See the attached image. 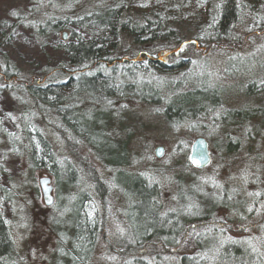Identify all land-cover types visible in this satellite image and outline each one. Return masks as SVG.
<instances>
[{
  "label": "rangeland",
  "instance_id": "obj_1",
  "mask_svg": "<svg viewBox=\"0 0 264 264\" xmlns=\"http://www.w3.org/2000/svg\"><path fill=\"white\" fill-rule=\"evenodd\" d=\"M187 1L202 8L205 4L204 0ZM123 2H0V24L10 21L13 26L25 22L10 43L0 36V66L6 54L22 81L45 84L50 80L45 73L55 72L56 63L61 60L56 47L58 41H70L71 31L38 34L40 22L46 18L83 17ZM209 5L205 8L209 17L203 21L189 22L183 18L179 24L162 27V33L175 28L174 38L140 45L122 35L115 52L121 63L142 61L148 65V60H156L178 68L172 73L152 70L141 74L158 86L161 97L158 101L147 102L140 95L130 94L109 99L112 109L109 120L115 119L117 123L110 126L106 135L108 142L104 143L106 157L120 162L126 141V162L122 170L132 176L143 175L157 186L162 215L182 211L180 222L183 223L184 215L198 212L205 222L186 224V233L178 238L181 242L177 246L163 249L148 244L140 248L148 231L137 219L139 210L127 211L123 206L125 199L111 180L113 174L98 166L99 174L109 183L110 193L106 198L101 240L86 264H139L140 261L181 264L186 253L189 258L196 255L194 242L198 238H203L202 264L211 262L207 253L212 254L211 258L216 257L221 244L227 241L250 246L258 256L264 255V0L256 11H244L232 37L223 43L208 42L202 36L214 16V5ZM145 6L149 7L148 3ZM144 12L143 15L141 11H131V15L143 22L147 17L153 18ZM6 33H10V27ZM64 34L67 40H63ZM198 89H203V97L209 98V108L215 107L218 100L219 107L209 114L199 113L197 118H189L184 125H170L164 115L166 104L179 94ZM28 104L23 91H17L0 72V186L10 194L5 202L6 217L16 232L21 264H56L57 261L74 264L71 254L77 248L74 238L78 199L67 187L59 192L47 170L32 166L26 144L22 137L18 138L19 131L14 133L20 125V114ZM23 114L26 122L38 118L32 110ZM237 115L242 118H234ZM36 121L42 124L39 119ZM42 131L60 159L63 162L68 159L64 142L52 132ZM198 137L208 141L212 156L211 164L202 170L195 169L189 160L191 145ZM157 148H163L161 158L156 157ZM81 153L92 163L91 152L82 149ZM46 177L54 185V204L50 207L45 205L40 188V180ZM114 177L122 187L124 176L116 172ZM86 184V190L91 192L92 186L89 182ZM102 208L95 207L100 212ZM168 231L172 234L164 240V245H176L175 235L181 230L169 225ZM161 232L159 228L157 233ZM124 252L130 255L120 257Z\"/></svg>",
  "mask_w": 264,
  "mask_h": 264
},
{
  "label": "trees",
  "instance_id": "obj_2",
  "mask_svg": "<svg viewBox=\"0 0 264 264\" xmlns=\"http://www.w3.org/2000/svg\"><path fill=\"white\" fill-rule=\"evenodd\" d=\"M4 1L6 0H0ZM204 1L202 8L187 0H125L121 5L106 7L83 17L77 15L75 18L44 19L37 27L38 34L47 35L51 32L58 35L63 30L71 31L70 41H58L59 45L56 47L61 60L56 63L55 72L45 73L50 77L45 84L22 81L17 69L13 70L6 54L3 55V63L0 66L2 78L13 83L17 91H23L29 101L23 111H34L42 123L38 125L37 119L26 122L22 111L20 125L14 133L19 131L18 138L22 137L26 144L32 166L47 170L54 177L59 192L63 187H67L78 199L74 238L77 248L71 254L74 264H86L101 240L106 198L110 190L109 183L99 174L98 166L113 174L111 180L120 196L125 199L123 206L127 211L139 210L140 216L137 219L140 220L141 227H147L148 231L139 244L140 248L148 244L167 248L164 240L172 234L168 231L169 225H175L181 230L175 235L177 244L181 242L178 238L186 233V224L198 222L203 225L205 222L204 216H199L198 212L184 215L183 223L180 222L183 218L182 211L162 215L157 186L143 175L132 176L122 170L126 162V141L122 146L123 155L120 162L107 158L104 149V143L108 142L107 132L111 125L117 123H114L115 119L109 120L112 110L108 105L109 99L130 94L140 95L142 100L147 102L158 101L161 98L158 86L141 74L146 75L152 70L172 73L173 69L178 68L156 60H148V65H144L142 61H134L129 65L125 61L121 63L115 57V52L118 51L122 35L131 37L140 45L174 38L175 28L162 33V27L179 24L183 18L189 22L195 19L203 21V18L209 17L205 8L213 4L215 11L213 10L212 22L202 36L204 34L208 42L223 43L232 37L244 11H256L261 3V0ZM147 3L149 7L145 6ZM131 11H141L143 15L144 11H147L153 18L147 17L143 22L134 18ZM24 23L12 26L10 21H3L0 24V36L10 43L16 31L24 27ZM8 27L10 33H6ZM202 90L179 94L166 104L164 115L170 125H184L189 118H197L199 113L209 114L219 107L218 100L215 107L209 108V98L203 97ZM238 116L234 118H242ZM42 130L52 132L64 142L69 154L68 159L64 162L60 159ZM82 149L93 154L92 163L87 161V155H82ZM116 172L124 176L122 187L118 186L114 177ZM86 182L92 186V193L86 190ZM9 197V190L0 186V264H21L16 232L5 212V202ZM99 205L103 207L101 212L95 209ZM93 206L95 207L92 208ZM124 215L126 217V214ZM159 228L163 232L157 233ZM194 244L196 255L189 258L186 253L181 258V264H202L203 238H198ZM83 250L85 253L82 254ZM126 254L129 253H121L120 257ZM211 255L207 253V258L215 264H264V255L260 257L250 246L234 241L222 243L216 257L211 258ZM56 264H59V261ZM139 264L144 262L140 261Z\"/></svg>",
  "mask_w": 264,
  "mask_h": 264
},
{
  "label": "water",
  "instance_id": "obj_3",
  "mask_svg": "<svg viewBox=\"0 0 264 264\" xmlns=\"http://www.w3.org/2000/svg\"><path fill=\"white\" fill-rule=\"evenodd\" d=\"M63 40H67V34H64ZM163 155V148H157L156 157L161 158ZM191 165L198 170L207 168L212 162V156L210 153L209 143L203 137L196 138L190 150L189 157ZM40 188L44 197V202L47 207L53 206L54 204V185L49 177L42 178L40 180Z\"/></svg>",
  "mask_w": 264,
  "mask_h": 264
},
{
  "label": "bare ground",
  "instance_id": "obj_4",
  "mask_svg": "<svg viewBox=\"0 0 264 264\" xmlns=\"http://www.w3.org/2000/svg\"><path fill=\"white\" fill-rule=\"evenodd\" d=\"M179 244V242L176 244V246ZM175 245H166V247H168V248H172V247H174Z\"/></svg>",
  "mask_w": 264,
  "mask_h": 264
}]
</instances>
